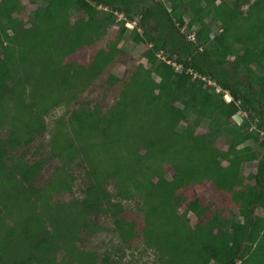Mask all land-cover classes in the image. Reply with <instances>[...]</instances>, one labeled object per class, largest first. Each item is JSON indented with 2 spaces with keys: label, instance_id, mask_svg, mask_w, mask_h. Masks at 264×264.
Wrapping results in <instances>:
<instances>
[{
  "label": "trees",
  "instance_id": "obj_1",
  "mask_svg": "<svg viewBox=\"0 0 264 264\" xmlns=\"http://www.w3.org/2000/svg\"><path fill=\"white\" fill-rule=\"evenodd\" d=\"M262 149L264 0H0V264H264Z\"/></svg>",
  "mask_w": 264,
  "mask_h": 264
},
{
  "label": "rangeland",
  "instance_id": "obj_2",
  "mask_svg": "<svg viewBox=\"0 0 264 264\" xmlns=\"http://www.w3.org/2000/svg\"><path fill=\"white\" fill-rule=\"evenodd\" d=\"M116 14H117L116 15L117 17H115L113 19V21H114L115 26L117 27V26H119L120 21L123 20L125 16L122 13H116ZM137 20H138V18H137ZM130 22L131 23H129V25H126L127 28H129V29H131L133 27V25H134V22H132V21H130ZM139 32L143 34V30L142 29H139ZM232 45H233V43H232L231 40H226V41H224V44H223V46L226 47V48H230ZM159 55H161V57L163 59H165V60H168V59L171 60L168 57V55H166L164 52L159 53ZM123 69L124 68H123L122 65H118V67L116 68V73L117 74H121L123 72ZM206 84H207V82H206ZM163 86H166V83H163ZM145 89H146L147 92H150V88H149V86L147 84L145 85ZM66 109H67V104L65 102H63L60 105H57V106L51 108L44 115V122H45V125L47 126V128H46V137L47 138L50 135L49 131H50L51 127H52L53 120L55 118H57L58 116L65 114ZM201 112L202 113L205 112L204 108H201ZM245 118H247V115L241 114L239 117H235V121L237 122V124H241L244 121ZM223 149H224V151H223V158L224 159L227 158L228 156L232 155L233 149L230 146L226 145ZM262 152H264V149H262L260 153H262ZM232 181H233V177H231L229 179V185L232 184ZM201 190L206 191V190H209V188L206 187L204 189L202 188ZM187 193H188V195H192V192H187ZM62 199L65 201L67 199V196L64 195ZM4 222L6 223V226H5L6 228H8L10 225H12V222L9 221V219H7ZM102 238L106 239V240H109L108 239L109 235L104 233ZM99 250L102 252V254H104L105 251L106 252L109 251L113 258H117V254L113 251V249L110 246H101ZM151 260H152V254L139 252L137 250H133V251L127 250V254L123 258V261H129V262H132V263H143V262H149ZM239 264H243V262H240Z\"/></svg>",
  "mask_w": 264,
  "mask_h": 264
},
{
  "label": "built area",
  "instance_id": "obj_3",
  "mask_svg": "<svg viewBox=\"0 0 264 264\" xmlns=\"http://www.w3.org/2000/svg\"><path fill=\"white\" fill-rule=\"evenodd\" d=\"M134 22V25H133V27L132 28H134V26L136 25V21H133ZM129 23H131L130 21H127L126 22V25H129ZM189 38L191 39V40H195V33L191 30L190 32H189ZM160 57H161V55H160ZM162 58V57H161ZM163 59V58H162ZM163 60H165V59H163ZM165 61H167V62H171V60H165ZM190 72H192L191 70H190ZM194 77H197V74L196 73H194ZM204 80H206V79H204ZM206 82H207V84H215L214 82H212L211 80H206ZM221 89L220 88H218L217 89V91H220ZM225 92V91H224ZM224 97H225V99L227 100V101H231L232 100V96L228 93V92H225L224 93ZM239 114L241 115V114H244V115H246V113L245 112H243V111H239Z\"/></svg>",
  "mask_w": 264,
  "mask_h": 264
}]
</instances>
